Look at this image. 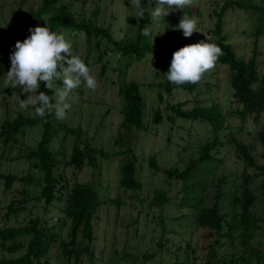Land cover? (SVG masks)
Listing matches in <instances>:
<instances>
[{"label":"rangeland","instance_id":"rangeland-1","mask_svg":"<svg viewBox=\"0 0 264 264\" xmlns=\"http://www.w3.org/2000/svg\"><path fill=\"white\" fill-rule=\"evenodd\" d=\"M42 1L0 0V125L5 119L14 120L18 114L29 118L37 116L34 106L29 105L27 109L20 107L21 100H25L27 95L21 89H12L4 76L10 69L9 57L16 41H23L29 36L30 28L37 25L45 26L47 18L29 20L24 33L17 38H7L6 29L14 11L18 9L26 12L35 11L41 6ZM229 1L231 0H193L191 6L172 12L171 23L176 31L177 50L202 40L214 43L209 32L216 22L214 13H218L221 6ZM252 1L260 3V0ZM72 2L71 10L77 17L83 16L86 20L91 18L95 25L108 30L113 40H127L128 37L133 39L131 29H135L136 17L131 0H73ZM146 5L148 6V0ZM151 6H156V0H152ZM94 11L97 12L95 18H93ZM148 11L150 12L151 9ZM184 14L198 20L199 32H194L188 38L184 37L182 30L176 29ZM260 15V12L229 8L222 17V29L228 43L241 59H248L253 54L254 44H257V70L262 75L264 74V34L259 36L255 34L256 28L261 23ZM150 21L152 34L149 40L157 48L159 37H156V34H162L166 23L164 19L160 21L150 19ZM58 32H62L70 39L73 54L78 55L84 62L87 61V66L91 69V74L96 77L98 85L95 90L83 85L74 89L68 100L71 107L67 110L66 118L60 121L66 127L80 128L85 144L102 149L110 156L109 159L98 158L99 166L96 170L88 165L76 170L71 166H64V163L70 159L74 137H63L64 129L61 128L56 132L51 144V150L62 162L59 165V172L62 173L63 178L70 185L75 182L93 184L102 202L93 220L94 241L91 250L94 257L91 261L83 255L79 264H201L211 239L206 237L207 230L195 225L196 211L190 208L193 205L190 203L196 191H192L189 187L194 183L203 182L202 188L198 190L201 198L198 209L209 207L213 202L218 180L224 177L220 207L231 216L230 199L238 190L243 164L237 159L236 150L229 142V138L233 137L251 146V153L258 165H264L262 157L264 148L258 143L255 133L259 127L252 118L248 117L242 121L241 118L233 115L226 123L229 129L223 131L219 137L224 146L218 148L219 153H214L215 158L223 162L215 164L213 168L210 167L208 172H204L206 166L201 165L199 167L201 169L197 170L201 171V176L191 181L170 179L165 174L166 170L177 168L182 172L199 158L200 147L211 137V129L207 124L199 121L180 118L168 120V117H172L168 107L186 101L188 102L186 109H190L197 101L203 106H209L212 102L220 104L224 113L237 108L234 101L231 102L230 108L224 102V97L231 94L228 68L216 62L215 67L197 82V88L193 93L176 88L171 95L163 94V100L160 101L158 98L160 90L153 84L162 82L164 77L157 66L156 58L150 53L145 54L142 59L129 57L123 60L113 44L106 39L101 40L98 47H95L96 40L93 39L88 48L82 34H76L68 29H60ZM126 63H129L128 66ZM102 65L107 67L103 75H101ZM114 69L120 70L114 71ZM121 70L126 72L125 77H122L123 80L139 84V92L145 105L143 129H133L130 133L120 129L122 118L118 86ZM61 87V81L52 82L49 96L54 103ZM156 111L161 117L158 123L154 121ZM261 124L264 125V115ZM237 128L242 130L238 132ZM40 135V130L33 128L27 129L25 136L16 145L3 147L0 141V172L15 174L18 178H32V182L27 185L15 181L9 189H5L4 180H0V229L21 227L30 219L39 218L47 228L53 227L52 233L56 236V242L51 245L49 256L42 261H47L48 264H75L73 259L64 258L58 247L60 241H69V222L62 224L63 204L57 202L47 207L43 201L36 199L43 184L42 174L33 167V162H28L24 158V154L36 146ZM125 149L132 151L137 161L136 179L141 187L135 192L124 191L118 186L121 160L129 156L119 152ZM150 158L155 161V168L150 167ZM247 172L252 176L255 174L254 169H248ZM263 177L259 175L251 183V189L258 196L253 211L264 219V201L259 197L257 189ZM161 192L170 202L157 207L153 203V197ZM23 197L27 198V202L24 203L25 210L5 218L8 204L11 201L18 202ZM114 199L116 200L110 201ZM260 226L261 229L255 232L250 244L255 249L264 251V221ZM27 240L28 238L22 239L24 248L16 254H8L0 249V260L21 256L25 252ZM220 242L222 246L218 247V256L229 258L232 254H247L241 244L238 231L231 238ZM187 244L190 247L186 248Z\"/></svg>","mask_w":264,"mask_h":264},{"label":"trees","instance_id":"trees-1","mask_svg":"<svg viewBox=\"0 0 264 264\" xmlns=\"http://www.w3.org/2000/svg\"><path fill=\"white\" fill-rule=\"evenodd\" d=\"M72 1L43 0L41 6L35 11L26 12L21 9L14 11L7 24V38L20 37L24 33L25 26L29 20H39L42 17H46V23L52 30L68 29L76 34H82L88 48L93 39L96 40L95 47L99 46L101 40L106 39L107 42L113 44V47L123 60L129 57L142 59L145 54L150 53L156 58L157 66L164 77L162 82L153 84L154 87L160 90L158 93L160 101L163 100V94L171 95L176 88L188 93H193L196 90L197 83L175 85L170 83L164 74L170 67L172 54L177 50L178 44L176 31L171 23L173 21L171 13L167 18H164L166 25L162 34H156V37H159V46L156 48L150 42V37H145L141 34L146 26H150L151 17L148 14L143 19L137 20L136 18L135 29H131L132 40L128 37L127 40L116 41L112 39L108 30L95 25L91 18L86 20L83 16L77 17L71 10ZM146 1L141 0L142 5L145 7H147ZM229 8L260 12L261 23L256 28L255 34L256 36L264 34V0H260L259 4L257 1L253 2L252 0H231L221 6L218 13H214L216 22L209 32L213 42L223 51V55L218 58L217 63L226 66L230 72L229 85L231 94L224 97V102L230 108L231 102L234 101L237 104V108L224 113L220 104L212 102L209 106H203L197 101L190 109H186L188 104L186 101L171 104L168 107L172 113V117H168V120L180 118L188 121H199L207 124L211 129V137L200 147L199 158L188 165L182 172L177 168L166 170L165 174L170 179L183 182L191 181L201 176V171H197L201 169L199 168L201 165L206 166L204 172H208L210 167L213 168L215 164L218 165L223 162V160L215 158L214 153H219L218 148L224 146L219 137L223 131L229 129L226 123L233 115L238 116L242 121L248 117L252 118L253 122L259 127L255 133L256 138L259 145L264 148V125L261 124V118L264 115V74L260 75L257 70V44H254L253 54L248 59L237 57L234 48L228 43L226 36L223 35L222 29V17ZM187 13L191 14L190 11H187ZM96 15L97 12L94 11L93 18ZM146 39L149 41H145ZM100 60L101 55L98 58L99 62ZM85 63L87 64V61ZM126 64L128 66L129 63ZM106 69L107 67L102 65L101 75L105 73ZM116 70L120 69H114V71ZM125 75L126 72L121 70L118 86L122 118L120 129L130 133L133 129H143L145 105L139 92V84L123 80L122 77H125ZM11 88L14 90L21 89L19 86ZM39 91L49 95V89L44 82L40 83ZM36 107L34 106V109ZM160 120V114L156 111L154 121L158 123ZM33 128L40 130V140L36 146L24 154V158L28 162H33V167L40 170L42 174L41 181L43 184L36 199L43 201L47 207L53 206L57 202L63 204L61 209L62 224L69 222V241L59 242L58 247L61 249L62 256L68 260L73 259L75 264L81 262L83 255L92 261L94 257L91 250V245L94 241L93 220L102 202H100L93 184L75 182L70 185L63 178L62 173L59 172V165L62 162L59 160V156L51 150V144L56 132L61 128L64 129L63 137H74L70 159L64 163V166H71L76 170L83 168L84 165L96 170L99 166L98 158L109 159L110 156L102 149L85 144L82 140L81 129L64 126L60 120L56 119L54 113L46 114L45 117L37 115L34 118L18 114L14 120L5 119L0 125L1 144L3 147L16 145L25 136L26 130ZM241 130V128H237L238 132ZM229 142L232 143L236 150L237 159L243 164L238 190L230 199L232 215L229 216V213L224 212L220 207V202L223 198L221 187L225 181L224 177L218 180L213 202L209 207L198 209V204L201 202L198 190L202 188L203 182L194 183L189 187L192 191H196L195 197L191 199L190 203L193 204L190 208L196 211L195 225L207 230L206 237L211 239L201 264H264V251L255 249L250 244L255 232L261 229L260 224L264 221L263 218L258 217L253 211L258 196L251 189V183L259 175L264 176V165L257 164L251 153V146L239 142L233 137L229 138ZM119 153L129 156H125L121 160L118 186L124 191L135 192L141 187V184L136 179L137 161L135 156L128 149ZM262 157L264 159V155ZM149 165L151 168L156 167V163L152 158L149 160ZM248 169H254V176L247 172ZM0 180H4L5 189L11 188L15 181H20L24 185L32 182L31 177L18 178L15 174H3L1 172ZM257 189L259 197L264 201V177L260 180ZM26 202V197H23L18 202L11 201L6 207L4 217L10 218L24 211V203ZM169 202L170 200L162 192L153 197V203L157 207H162ZM118 203L120 202L118 201ZM52 229L53 227L47 228L44 226L39 218L30 219L27 224L21 227L1 228L0 249L3 252L16 254L24 248L22 239L28 238V240L25 252L21 256L2 259L0 264H48L47 261L42 260L49 256L51 245L56 242V236L55 233H52ZM236 231L241 237V244L247 254H232L229 258L218 256V247L222 246L220 241L231 238ZM187 247H190L189 244L186 245ZM192 252L194 253L193 250Z\"/></svg>","mask_w":264,"mask_h":264},{"label":"clouds","instance_id":"clouds-1","mask_svg":"<svg viewBox=\"0 0 264 264\" xmlns=\"http://www.w3.org/2000/svg\"><path fill=\"white\" fill-rule=\"evenodd\" d=\"M192 3L193 0H156V6L152 7V0H148V6L145 7L141 0H131L137 20L148 14L153 21L163 20L170 13L183 10ZM176 29L182 30L185 38L191 37L194 32H199L198 20L184 14ZM29 32L30 35L23 41H16L9 57L11 66L4 77L11 87L19 86L27 95L25 100H21V108L37 106L35 111L40 117L54 113L57 120H64L71 107L68 100L72 91L82 85L95 90L97 79L84 60L73 54L72 43L62 32L52 30L46 22L45 26L37 25L30 28ZM141 34L150 37L151 27L146 26ZM221 55L222 49L208 40L188 44L173 52L170 67L164 74L175 85L195 84L215 67ZM54 80L62 82L55 103L49 95L39 91L41 82L52 90Z\"/></svg>","mask_w":264,"mask_h":264}]
</instances>
